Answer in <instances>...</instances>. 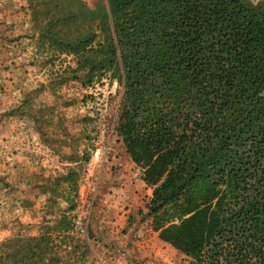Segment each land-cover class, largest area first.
<instances>
[{
  "label": "trees",
  "instance_id": "1",
  "mask_svg": "<svg viewBox=\"0 0 264 264\" xmlns=\"http://www.w3.org/2000/svg\"><path fill=\"white\" fill-rule=\"evenodd\" d=\"M62 1L46 32L82 16L99 33L43 36L74 56L82 85L121 86L112 132L152 189L142 220L188 264H264V0H50ZM58 181L73 210L76 171ZM64 218L2 240L0 264H86L90 245Z\"/></svg>",
  "mask_w": 264,
  "mask_h": 264
},
{
  "label": "rangeland",
  "instance_id": "2",
  "mask_svg": "<svg viewBox=\"0 0 264 264\" xmlns=\"http://www.w3.org/2000/svg\"><path fill=\"white\" fill-rule=\"evenodd\" d=\"M0 1L11 3L10 14L20 25L11 35L21 39L6 58L0 57V93L5 97L11 88L0 115L12 116L17 132L11 147L17 156L0 168V189L6 188L12 206H18L15 215L0 221H6L0 225V242L40 234L68 217L92 250L86 264H188L161 242L148 219L142 220L152 189L112 132L121 86L109 75L82 85L75 78L82 74L72 70L74 56L60 52L56 42L43 36L47 21L59 17L68 2ZM81 1L87 9H107V0ZM82 18L65 24L51 20L46 33L64 37L83 33L89 25L99 33L97 21ZM69 170L77 173V193H69L73 210L65 200L66 184L54 186ZM3 227H8L6 234Z\"/></svg>",
  "mask_w": 264,
  "mask_h": 264
},
{
  "label": "crops",
  "instance_id": "3",
  "mask_svg": "<svg viewBox=\"0 0 264 264\" xmlns=\"http://www.w3.org/2000/svg\"><path fill=\"white\" fill-rule=\"evenodd\" d=\"M14 1V0H13ZM11 3H1L0 1V57L6 58L10 53V49H15L14 44L17 41L16 38L12 37L11 33L14 27L20 26L17 24V20L15 16L11 15ZM7 11V12H6ZM21 39H18L16 44H20ZM9 51V52H8ZM3 73L0 70V80L2 78ZM4 80V78H2ZM5 92L0 93V104L7 103L6 100L11 97V88L9 89L8 95L3 96ZM12 116L6 117L4 115H0V168L5 169L6 166L4 163L16 157V154H13L11 151V147L14 145V141L17 138V132L15 131L14 123L15 121L11 120ZM13 122V123H12ZM14 204L13 199L11 198V194L7 189H0V221L5 220L12 215H15L17 212L18 206H12ZM4 225L5 222H0V225ZM8 227H3L1 231L2 234H6ZM163 242V241H161ZM164 243V242H163ZM166 244V243H164Z\"/></svg>",
  "mask_w": 264,
  "mask_h": 264
}]
</instances>
